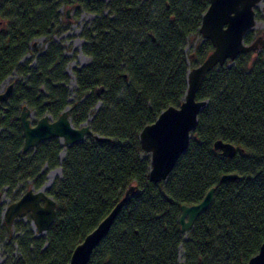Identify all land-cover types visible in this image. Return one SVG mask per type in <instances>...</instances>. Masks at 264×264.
<instances>
[{
	"label": "trees",
	"instance_id": "16d2710c",
	"mask_svg": "<svg viewBox=\"0 0 264 264\" xmlns=\"http://www.w3.org/2000/svg\"><path fill=\"white\" fill-rule=\"evenodd\" d=\"M208 5L209 0H0V84L14 71L21 76L8 100L0 101V244L5 241L9 255L17 244L19 257L8 255L0 264H69L75 247L132 184L136 193L124 201L87 264H247L258 253L264 242V48L207 73L197 92L207 104L165 181L150 180V156L139 138L165 108L181 105L190 67L184 47L199 35ZM62 6L75 7L77 15L82 8L95 14L82 31L83 52L92 60L75 71L73 100L67 58L54 40L62 30ZM38 38L46 47L34 65L22 62ZM251 39L247 32L245 42ZM212 49L209 39L199 41L189 56L192 66ZM25 104L38 118L48 113L53 119L70 106L74 126L86 122L109 139L88 135L66 147L63 160L58 138L23 151L18 115ZM219 138L237 147L234 156L214 148ZM44 167H61V178L48 190L57 203L55 220L41 236L17 223L22 235L10 237L1 195L14 201L40 188ZM230 172L239 179L222 182L221 175ZM211 187V204L182 232L181 205L201 201Z\"/></svg>",
	"mask_w": 264,
	"mask_h": 264
},
{
	"label": "water",
	"instance_id": "95a60500",
	"mask_svg": "<svg viewBox=\"0 0 264 264\" xmlns=\"http://www.w3.org/2000/svg\"><path fill=\"white\" fill-rule=\"evenodd\" d=\"M263 0H209L206 11L202 14L199 33L204 39H209L213 49L206 58L187 73V89L180 106L165 108L156 120L145 125L140 134L143 150L150 156L149 178L151 181H165L174 169L181 154L188 148L191 132L196 127L198 115L207 104L206 99H198L197 92L207 73L217 65H223L227 60H235L240 53L258 51L264 47V37L259 35L251 42H245V34L256 25L255 7ZM69 16V9L66 10ZM103 86H100V91ZM14 83L0 91V101H6L11 96ZM32 111L23 105L18 119L20 121L24 144L23 151L38 146L42 141L58 138L61 145L68 147L83 141L86 136H94L97 140H106L104 136L94 133L88 123L76 127L70 119V106H67L58 118L53 119L48 113L33 124L30 118ZM214 148L225 157H232L237 147L223 139H216ZM61 168V167H60ZM238 173H224L222 182L239 179ZM137 185H129L123 197L113 209L89 232L82 242L73 250L69 264H87L92 252L100 241L108 234L117 214L125 200L136 193ZM215 187H211L203 199L193 204H182L179 222L181 231L190 230L202 211L211 204ZM56 200L48 193L46 184L40 188L27 189L18 199L10 202L2 211V218L7 229L12 233L13 223L17 218L29 216L36 224L39 234H46L56 217ZM179 264H185L180 259ZM247 264H264V242L257 254L252 256Z\"/></svg>",
	"mask_w": 264,
	"mask_h": 264
},
{
	"label": "rangeland",
	"instance_id": "374dc122",
	"mask_svg": "<svg viewBox=\"0 0 264 264\" xmlns=\"http://www.w3.org/2000/svg\"><path fill=\"white\" fill-rule=\"evenodd\" d=\"M104 1L110 2V0H104ZM67 9H69V16L66 15ZM256 12H257L256 26L254 27V30H256L259 35L262 34L264 37V0L260 4H258L256 8ZM60 13H61L60 25H61L62 30L58 34L55 35L54 40L63 48L64 55L67 58V63L65 65L66 73L69 76L67 87L70 92V100H73L76 96L75 71L85 65H88L92 60L90 55L83 52V46L86 40L82 36V31L85 27L90 26L91 22L95 18V14L82 8V9H79V14L77 15L75 7H72V6H69V7L62 6L60 8ZM202 39L204 38L201 36L200 33L199 35L191 36L184 47V52L186 53V56L188 58V63L190 66L189 69L193 67L189 56L191 52L194 50V48L196 47L197 43H199V41H201ZM45 47H46V43L44 42L43 38L36 39L33 42V44L30 46V52H28L23 57L22 62L29 61L30 65H34L35 56L37 52L44 49ZM20 79H21V76L16 71H14L12 74L6 77L3 80V82L0 84V91H4L7 85H9L12 82L15 84ZM97 107H95V110L97 109ZM30 118L33 124L38 120V117L34 111H32ZM65 148L66 147L63 146V149L61 150V151L64 150V157L66 154ZM146 154L149 155L148 153ZM60 155H61V152H60ZM44 171L46 174L44 184H49L46 187L49 190L52 184L56 180L61 178V175H62L61 168L55 167L53 169H47L46 167H44ZM10 202H12L10 197L7 196L6 193H3L1 195V203L3 205V208H5ZM25 218H27L28 221L31 220L29 216ZM14 223L15 224H14L10 237H19L22 235L20 231L16 230L17 223H20L22 227L28 226L29 229L33 232L34 236L44 235V234L35 233L30 223L26 222L24 218H17L14 221ZM182 254H183V249L181 248L180 255ZM8 255L9 253L7 252V248L5 247V241H4L0 244V262L5 261ZM9 256L19 257V250H18L17 244L13 245L12 253Z\"/></svg>",
	"mask_w": 264,
	"mask_h": 264
},
{
	"label": "bare ground",
	"instance_id": "6f19581e",
	"mask_svg": "<svg viewBox=\"0 0 264 264\" xmlns=\"http://www.w3.org/2000/svg\"><path fill=\"white\" fill-rule=\"evenodd\" d=\"M60 158H61V159L64 158V150L61 151ZM48 185H49V184H46V187H47ZM24 220H25L26 222H29V223H30V225H31V227H32V229H33V231H34L35 233L39 234L38 231H37L36 224H35L32 220L28 221L27 218H24Z\"/></svg>",
	"mask_w": 264,
	"mask_h": 264
},
{
	"label": "flooded vegetation",
	"instance_id": "af4514ba",
	"mask_svg": "<svg viewBox=\"0 0 264 264\" xmlns=\"http://www.w3.org/2000/svg\"><path fill=\"white\" fill-rule=\"evenodd\" d=\"M257 6H258V5H257ZM257 6L255 7V11H256ZM256 14H257V12H256ZM255 26H256V25H255ZM255 26H254V27H255ZM254 27L248 31V32L250 33V35L252 36V39L250 40V42L253 41V40H255V39L259 36V34L257 33V31L254 30ZM260 35H262V34H260ZM262 48H264V47H262ZM260 49H261V48H260Z\"/></svg>",
	"mask_w": 264,
	"mask_h": 264
}]
</instances>
